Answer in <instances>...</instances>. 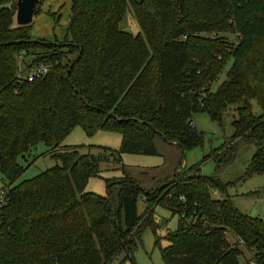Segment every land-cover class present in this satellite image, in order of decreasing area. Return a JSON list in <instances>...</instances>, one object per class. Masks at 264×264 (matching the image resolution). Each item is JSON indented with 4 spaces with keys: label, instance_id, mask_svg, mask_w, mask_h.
<instances>
[{
    "label": "trees",
    "instance_id": "16d2710c",
    "mask_svg": "<svg viewBox=\"0 0 264 264\" xmlns=\"http://www.w3.org/2000/svg\"><path fill=\"white\" fill-rule=\"evenodd\" d=\"M11 1L0 0V173L8 181L0 264H109L122 249L130 256L139 196L147 220L156 205L179 217L159 248L165 264H264L263 220L212 196L226 192L218 172L239 143L256 146L245 176L264 172V0H70L62 42L32 40ZM129 7L135 35L119 28ZM19 56L48 72L20 78ZM229 59L227 78L212 91ZM237 102L230 140L202 159L215 161L214 174L192 165L152 191L126 175L105 178V195L85 189L102 161L155 155L156 136L182 152L201 145L193 114L220 121ZM76 126L88 136L117 132L121 146L98 155L58 150ZM39 142L61 165L12 185L23 171L17 159Z\"/></svg>",
    "mask_w": 264,
    "mask_h": 264
},
{
    "label": "rangeland",
    "instance_id": "374dc122",
    "mask_svg": "<svg viewBox=\"0 0 264 264\" xmlns=\"http://www.w3.org/2000/svg\"><path fill=\"white\" fill-rule=\"evenodd\" d=\"M16 0L11 1L13 18L16 13ZM71 11L70 0H39L36 3L29 36L33 40L58 41L66 38V29L69 23ZM119 28L132 34L140 33V27L132 10L127 9L122 17ZM229 39L233 36L228 35ZM231 59L226 61L220 71L218 78L213 82L211 90L215 91L220 83L225 80L226 73L232 65ZM19 59L17 66H19ZM252 112L255 115L261 114V108L255 99L249 101ZM239 102L226 107L221 115L220 121L211 120L207 112H196L193 114V124L198 131L202 132L203 142L189 151L182 152L177 144L167 142L160 136L154 138L156 146L155 155L121 154V162L110 158L102 161L99 165L100 175L88 179L85 189L96 194H107L105 178L128 176L134 179L139 186L146 191L160 188L162 184L171 180L175 173L182 168L192 165H199L202 175H211L216 172V163L213 159L202 161L203 157L213 150L227 143L233 133L232 121L237 112ZM121 137L117 132L97 130L93 135L88 136L83 128L76 126L61 142L58 150L77 146L79 153H90L98 155L102 147L111 150H118L121 146ZM50 148L44 143H37L30 154L17 160L22 165L23 171L12 185L22 180L32 178L54 165H61L59 159L52 156ZM256 146L254 143L242 142L237 145L235 156L231 161L224 162L218 178L222 182H229L226 192L213 191L214 199L228 198L237 208L246 215L258 216L264 222V172L246 177V168L252 158ZM8 181L0 173V190L5 189ZM137 210L140 215V222L137 227L138 233L134 237V244L131 247V255L128 256L125 249L109 264H165L161 256L162 246L168 242L164 237L166 232L177 229L179 217L173 215L163 205L150 207L151 216L149 220L144 218L147 204L142 196L137 198ZM231 238V237H230ZM159 240V244L157 243Z\"/></svg>",
    "mask_w": 264,
    "mask_h": 264
},
{
    "label": "built area",
    "instance_id": "2783aa9c",
    "mask_svg": "<svg viewBox=\"0 0 264 264\" xmlns=\"http://www.w3.org/2000/svg\"><path fill=\"white\" fill-rule=\"evenodd\" d=\"M18 59H19V64H20L18 66L20 78L27 79L28 81H32L35 77H42L48 72V67L42 64H38L34 66H27L28 63L23 62L22 56H19ZM5 199H6L5 191L1 189L0 190V206L5 203L6 201ZM251 264H254V263H251Z\"/></svg>",
    "mask_w": 264,
    "mask_h": 264
},
{
    "label": "water",
    "instance_id": "95a60500",
    "mask_svg": "<svg viewBox=\"0 0 264 264\" xmlns=\"http://www.w3.org/2000/svg\"><path fill=\"white\" fill-rule=\"evenodd\" d=\"M38 1L39 0H16V13L14 18L16 25H30L32 23L34 10Z\"/></svg>",
    "mask_w": 264,
    "mask_h": 264
},
{
    "label": "crops",
    "instance_id": "0c3cea01",
    "mask_svg": "<svg viewBox=\"0 0 264 264\" xmlns=\"http://www.w3.org/2000/svg\"><path fill=\"white\" fill-rule=\"evenodd\" d=\"M233 240V239H232Z\"/></svg>",
    "mask_w": 264,
    "mask_h": 264
}]
</instances>
